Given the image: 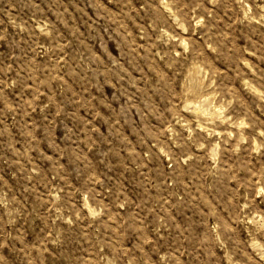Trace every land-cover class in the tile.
Listing matches in <instances>:
<instances>
[{
  "label": "rangeland",
  "instance_id": "obj_1",
  "mask_svg": "<svg viewBox=\"0 0 264 264\" xmlns=\"http://www.w3.org/2000/svg\"><path fill=\"white\" fill-rule=\"evenodd\" d=\"M0 264H264V0H0Z\"/></svg>",
  "mask_w": 264,
  "mask_h": 264
}]
</instances>
